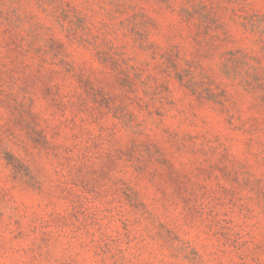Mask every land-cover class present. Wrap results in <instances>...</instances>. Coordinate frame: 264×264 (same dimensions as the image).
I'll return each instance as SVG.
<instances>
[{"label":"rangeland","instance_id":"obj_1","mask_svg":"<svg viewBox=\"0 0 264 264\" xmlns=\"http://www.w3.org/2000/svg\"><path fill=\"white\" fill-rule=\"evenodd\" d=\"M0 264H264V0H0Z\"/></svg>","mask_w":264,"mask_h":264}]
</instances>
